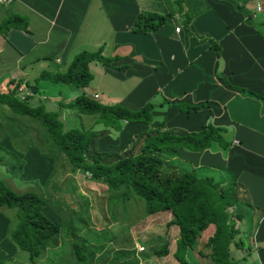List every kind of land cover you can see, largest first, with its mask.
<instances>
[{"label":"crops","instance_id":"obj_1","mask_svg":"<svg viewBox=\"0 0 264 264\" xmlns=\"http://www.w3.org/2000/svg\"><path fill=\"white\" fill-rule=\"evenodd\" d=\"M188 1L10 0L0 3V20L18 13L25 18L29 29L25 32L9 27L0 32V90H5L12 79L17 84L27 83L32 75L35 83L31 84L36 86V91L39 79H46H36L41 70H62L75 52L97 46L111 58L107 63L88 61L91 77L82 88L46 79L50 81L45 87L47 98L56 108L58 100L66 101L80 91L91 96L95 92L97 98L98 89H88L89 81L95 79L107 92L103 103L119 102L138 108L151 100L155 104L151 111L153 122L165 112L167 128L198 129L207 120L223 125L226 127L223 136L229 140L227 148L219 143L199 151L178 148L172 150L170 157L187 161L193 167L213 166L214 175L224 170L220 176L231 177L246 186L257 206L255 209H263L253 228L251 245L257 260L264 264V110L260 99L243 91L264 96V11L250 17L256 0ZM189 3L195 11L201 5L207 7L186 24L182 13ZM138 11H170L174 18L152 31H134L129 26ZM121 64L124 66L118 67ZM40 91H44L42 87ZM31 94L29 104H38L34 98L38 93ZM179 102H202V105L195 111L183 112L178 109ZM69 111L72 113L74 109ZM120 125L119 129L109 128L108 134L97 139L98 149L121 150L134 132L150 123L120 120ZM0 145L6 150L14 144L9 137L0 135ZM11 153L15 159L22 160L18 172L22 183L42 182L53 165L35 146L26 145L22 152ZM84 179L93 182L87 176ZM82 192L76 196L78 201L83 197ZM56 202L69 206L63 192ZM51 203L55 202L50 196L44 212L55 222L56 215L49 210ZM5 221L0 215V242L5 238ZM250 252L249 249L247 255Z\"/></svg>","mask_w":264,"mask_h":264},{"label":"trees","instance_id":"obj_2","mask_svg":"<svg viewBox=\"0 0 264 264\" xmlns=\"http://www.w3.org/2000/svg\"><path fill=\"white\" fill-rule=\"evenodd\" d=\"M192 6L193 4L189 3L182 13L183 23L187 24L192 16L207 7L201 5L195 11ZM173 18L170 11H138L129 27L134 31H152L164 23H169ZM26 24L21 14L11 13L0 20V32L9 27H17L27 32L29 29ZM214 49L217 54L218 47L215 43ZM110 58L102 54L100 49H80L70 57L64 69L41 70L36 79L46 78L82 88L91 77L88 61L94 59L107 63ZM122 66L124 65L118 67ZM24 83L28 87V83ZM16 84L12 79L7 82L5 90H0V103L7 106L12 116H27V124H31L27 125V128L34 131L29 132L18 127H15V131L22 137L27 135L30 138L28 143L33 144L42 155L53 162L51 170L41 183L42 188L53 174L55 160L61 158L67 162L70 171H86L89 173V179L104 184L109 193L114 194L113 199L120 197L127 201L131 196H135L142 199L147 212L169 211L170 217L164 225L176 226L177 234L172 255L178 264H186L185 249L199 237H202L203 242L196 253L199 257L207 256L209 264H240L239 258L232 255V249L238 248L239 244L237 221L245 220L247 226V221L254 217L252 226L255 227L263 209H255L257 206L253 204L242 182L231 177L200 175L196 172L197 167L186 166L183 160H173L170 157L172 150L178 148L199 151L209 147L211 143H219L227 148L229 140L226 141L227 138L223 136L226 127L207 120L198 129L167 128L164 124L165 112L153 122L151 111L155 104L151 100L145 101L138 108H129L119 102H100L84 91L66 101L58 100L59 107L96 113L93 121H100L103 128L94 130L91 123L87 126H63L56 109H45L41 103H28L27 97L31 92L26 94L24 99H19L15 94ZM30 85L34 87L35 92L36 86ZM243 91L260 99L264 110V96L249 90ZM201 105L202 102H179L178 109L183 112L195 111ZM120 120L143 121L150 125L134 132L121 150L98 149L97 139L108 134L109 128L119 129ZM35 124L39 126L36 130ZM1 125L4 124L0 122ZM0 135L7 136L2 130ZM20 165L22 160L17 159L6 166L14 167V172L18 173L21 170ZM46 203L50 204V194L46 196L34 189L15 191L0 178V206L5 204L15 207V223L7 225L4 232L7 240L15 248L25 250L27 262L34 264L35 259L44 253L46 248L59 244L62 227V231L72 239L75 258L80 259L86 254L87 242L83 238L79 242L75 240L72 217L65 219V213L58 210L59 207H65L66 210L63 211L69 214V206L63 202L51 203L49 208H53L60 218L58 225L44 212ZM209 224H212V228L202 234ZM168 243L169 240L165 236L153 252L166 254ZM248 243H251L249 239L246 244ZM247 247L240 257L244 258L249 253V244Z\"/></svg>","mask_w":264,"mask_h":264},{"label":"rangeland","instance_id":"obj_3","mask_svg":"<svg viewBox=\"0 0 264 264\" xmlns=\"http://www.w3.org/2000/svg\"><path fill=\"white\" fill-rule=\"evenodd\" d=\"M93 47L90 50L100 49L99 47ZM102 51V49H100ZM104 54V53H103ZM106 55V54H105ZM93 73V72H92ZM93 73L92 77H94ZM37 90L35 91V99L38 103H41L45 109H56L59 113V117L63 120V126L79 125L87 126L91 123L94 130H100L103 128V124L100 121H93L96 113L77 112L75 109L71 113L67 107H55L47 98L46 79H39ZM42 82V83H41ZM28 86L35 81L31 77L27 80ZM40 87L44 91H40ZM88 89H98V97L96 100L103 102L106 100L107 92L104 88H100L97 84V80H90ZM40 91V92H39ZM31 95V96H30ZM29 97H33L30 93L27 97L28 103H31ZM52 100V99H51ZM0 122L4 125L0 126L2 130L9 137L10 141L14 144L12 148L0 145V178L5 184L10 186L15 191L21 189H34L39 190L43 194H47V190L56 203L63 192V199L69 206H73L70 213L64 212L65 207L58 208V210L65 213L64 218L68 216L72 217V224L76 236L75 240L79 242L81 238L87 242L86 254L81 256L80 259L75 258V254L72 251L71 237L67 233L61 230V236L59 244L55 247L46 248L44 253L35 259L34 264H178L177 260L173 257L172 251L174 249V241L177 234L176 226L165 227L164 222L170 217V213L167 210H160L154 212H147L144 209L142 199L131 196L127 201H123L120 197L113 199L114 194L109 193L106 186L99 181L87 182L84 176L76 171L72 172L68 168V164L65 160H55L54 171L51 174L53 179H49L46 183L45 189L42 188L40 183L29 181L22 183L19 180L18 173L14 172V167L10 168L6 165L15 162V156L11 151L22 152L26 145H30L27 141V135L23 137L18 135L15 131V127L19 129L27 130V116L21 118L17 115L14 117L8 112V108L4 103H0ZM70 112V114H69ZM3 113V114H2ZM9 122H6L8 121ZM6 120V121H5ZM13 124H11V123ZM35 124L34 129L38 128ZM36 130V129H35ZM33 132L34 130H28ZM112 134L110 136L112 137ZM212 146L215 143H211ZM30 146H34L31 144ZM211 146V147H212ZM61 157V154H59ZM186 166L189 164L187 161H182ZM20 168L22 166L20 165ZM215 170L213 166H201L196 168V172L200 175L212 174ZM224 170H219L214 175L219 177L223 175ZM74 174V175H73ZM84 180L86 183H84ZM92 181V180H91ZM79 191L82 192V199L76 196L79 195ZM74 192H76L74 194ZM117 193V192H115ZM77 206V207H76ZM78 208V212H77ZM56 217L55 223L60 224V218L58 214L54 212L53 208L49 209ZM60 212V213H62ZM0 215L5 217V223L11 225L15 223V207L8 205L0 206ZM237 221V228L239 233L238 248L232 249V255L239 258L240 264H261L255 255L254 249L251 245L253 243V220ZM212 228V224H209L203 231L205 234ZM69 232V230H68ZM70 233V232H69ZM68 233V234H69ZM167 236L169 240L168 252L166 254H156L153 252L157 248L164 237ZM247 239L250 240L249 244L250 254L245 257H240L247 249ZM124 242H128L125 245ZM203 240L199 237L195 242L187 246L185 249L186 264H209V258L207 256L199 257L196 253L198 247H201ZM141 245L142 251L137 247ZM136 248V249H135ZM234 248V247H233ZM136 252V254H135ZM0 264H32L27 262L26 251L14 247V245L5 238H2L0 242Z\"/></svg>","mask_w":264,"mask_h":264},{"label":"built area","instance_id":"obj_4","mask_svg":"<svg viewBox=\"0 0 264 264\" xmlns=\"http://www.w3.org/2000/svg\"><path fill=\"white\" fill-rule=\"evenodd\" d=\"M10 0H0V3H8ZM264 11V0H256L253 8L250 10L249 15L251 18L255 17L258 13L263 12ZM29 93V88L27 87V85L25 83H18L16 84V95L19 99H23L24 96L26 94ZM93 97L97 96V93H92ZM83 174L85 176H89V173L86 171H83ZM139 250L142 249V246L139 245L137 247Z\"/></svg>","mask_w":264,"mask_h":264},{"label":"water","instance_id":"obj_5","mask_svg":"<svg viewBox=\"0 0 264 264\" xmlns=\"http://www.w3.org/2000/svg\"><path fill=\"white\" fill-rule=\"evenodd\" d=\"M28 88H29L31 93L34 91V87L32 85H29Z\"/></svg>","mask_w":264,"mask_h":264},{"label":"clouds","instance_id":"obj_6","mask_svg":"<svg viewBox=\"0 0 264 264\" xmlns=\"http://www.w3.org/2000/svg\"><path fill=\"white\" fill-rule=\"evenodd\" d=\"M15 91H16V89H15ZM29 93H30V90H29ZM84 175V174H83ZM85 176V175H84ZM88 177V176H87Z\"/></svg>","mask_w":264,"mask_h":264}]
</instances>
